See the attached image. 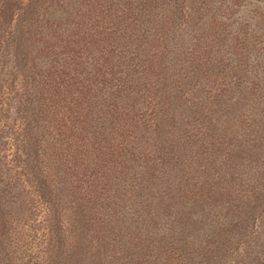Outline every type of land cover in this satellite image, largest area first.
<instances>
[{"label":"rangeland","instance_id":"rangeland-1","mask_svg":"<svg viewBox=\"0 0 264 264\" xmlns=\"http://www.w3.org/2000/svg\"><path fill=\"white\" fill-rule=\"evenodd\" d=\"M144 1L0 0V264H264L253 185L183 158L190 198L168 205L179 158L155 138L160 119L200 108L178 137L206 157L215 137L224 145L206 126L226 114L217 102L231 71L247 103L239 113L264 106V0H171L155 22L140 19ZM180 31L187 47H174ZM195 39L214 51L195 86L223 75L190 93L159 83V71L190 77ZM254 149L244 159L259 164L264 139ZM229 216L231 227L215 231Z\"/></svg>","mask_w":264,"mask_h":264},{"label":"trees","instance_id":"trees-1","mask_svg":"<svg viewBox=\"0 0 264 264\" xmlns=\"http://www.w3.org/2000/svg\"><path fill=\"white\" fill-rule=\"evenodd\" d=\"M171 0H145L141 9H137L139 13V17L144 22H155V16L159 15L160 12L162 14L172 13L173 11L169 10L171 6ZM157 7H160L157 8ZM169 10V11H168ZM161 39L167 36L166 34L160 35ZM179 38L174 40L176 37L175 35L172 37V40H174L176 43V46L174 47H180V46H186V42H188V39H186L183 36V32H179ZM199 36V35H198ZM122 42V41H121ZM194 49L195 53L197 54V59L194 60V68L191 70V73H187L190 75V77L186 76L184 74V80L179 78L178 80H172L170 78L171 73L169 70H165L162 72H157L159 76V83H162V85L169 86L170 90L176 89L175 84L178 82L180 84L179 89H182V91L187 90L188 93H190L195 88H200L203 86L204 83H208V80L210 77L211 79H215L218 76H221L223 74H216V73H206L204 75L205 82L203 84H200L199 86H195V84L198 81V77L194 78L195 72L199 71L200 69L204 70H210L212 68H208L206 66L205 61L200 63L199 60L202 57H206L208 53H212L213 51V45L211 43L204 45L197 39L194 40ZM177 44H179L177 46ZM183 44V45H181ZM121 46V45H120ZM187 47V46H186ZM110 54H112V50H109ZM208 62H212L210 60H207ZM221 72L227 73L229 71L226 69H219ZM231 71V70H230ZM205 73L201 72L200 75H203ZM225 75H229V77H226ZM210 76V77H208ZM238 78V77H236ZM232 73L230 74H224L223 79L229 81L228 83L232 82L231 85H229V89L225 91V93H220L221 95L218 97V99H221V102H217L219 107L222 105L224 108L226 114L224 115H217L216 121L213 124L212 122L209 123V127L206 126L207 130L209 131L212 128L211 132H214V134L217 137L222 138L221 141H224V145H220L218 143V138L215 137L214 140H212V147L208 150V157L204 156L203 154H200V151L202 148L201 145L197 144V147H192L193 145H187V143L182 142L179 136L180 127L182 129V122L181 119L185 116H190L192 113L189 112V110H183L181 111V114L179 113H170V119L169 121L166 118L160 119L158 122H161L162 124H159L157 127V130L155 132L156 141L159 144V146H169L170 148L174 146L173 156H176L179 158V164L177 167V170L175 169L176 173V180L175 182L170 185L167 188V198H168V205H177V206H184L186 204L185 199H189L190 197L186 198V193H188L189 185L193 182L191 181V178L186 176L183 173L184 168L181 166V163H183V158L190 159L192 162L199 161L200 159L204 162H207L208 166H204L203 168H209L210 170L213 169L211 172L220 171L217 172L218 175H223L224 177L221 179L231 178L235 179V171L239 175L243 176V179H237L236 181L239 182L238 184L241 186H245L246 184H249L250 186L253 185V188H255V192H253L255 198H261L260 200H264V157L260 158L259 164L246 161L244 157H246L250 153H255V156H258V152L254 149V145L257 143L263 144L264 139V106L260 105L257 106V103L252 106L251 109H249V113H239L243 108H246L247 103L245 101V95L244 93L237 90L239 87L240 81L236 79ZM157 85V92L160 91L161 95L164 96L165 92L162 91V87ZM194 85V86H193ZM233 90H235V94H230ZM245 93H248V91L244 90ZM227 94V96H226ZM137 96V95H136ZM142 95L137 96L135 99H139ZM188 96V94L186 95ZM176 97V96H175ZM176 99H180V96H177ZM217 99V100H218ZM224 99V101H223ZM260 107V108H259ZM93 110V109H92ZM192 110V109H191ZM200 108H197L195 113L188 117L187 119L195 116L199 112ZM255 110V111H253ZM189 112V113H188ZM239 115H243L244 120H240L238 117ZM181 117V118H180ZM222 117H225L222 120ZM232 118H236L237 121H239L241 124L247 126L249 129L246 132H243L240 127H233L231 126L229 122H231ZM247 118V119H246ZM218 121H221V124H217ZM246 121V122H245ZM164 122L167 123L164 125ZM205 125V123H204ZM207 125V124H206ZM250 144V145H249ZM195 145V142H194ZM192 147V148H191ZM184 152V154H181ZM262 152V151H261ZM223 155L224 158L227 157L226 162L222 160L218 161L217 157ZM167 160V159H166ZM150 167L154 170L156 167H158V164L156 162L150 163ZM148 165H146L143 168L142 174H146ZM215 169V170H214ZM202 170V169H201ZM243 170H245L247 173H249L247 176H245ZM200 171V170H198ZM193 178V177H192ZM208 182L212 185L215 183L220 182V179L214 180L211 178L207 179ZM202 183L204 184L203 180ZM218 185V183H217ZM261 189V190H259ZM208 192H211V188L208 189ZM214 192V191H213ZM222 193H227V191L219 192L218 195ZM202 194H207V191H205ZM213 198V194H210ZM193 200V199H192ZM199 201V196L198 200ZM188 202V201H187ZM264 202V201H263ZM201 210V215L204 217V213L209 212L206 211L208 206L205 205L198 206ZM210 213H214V209L212 208L210 210ZM231 215L234 214V212H229ZM252 211L249 208H246L241 213L242 218L237 221V223L242 226L246 225L247 223H244L246 220L245 215L251 214ZM231 221L228 217L225 218V222L223 224H220L215 231L220 229H227L230 228L231 225H228L232 222L233 217L229 216ZM232 224V223H231ZM147 250L142 249V255L140 256L138 262L142 263V257L144 254H146Z\"/></svg>","mask_w":264,"mask_h":264}]
</instances>
